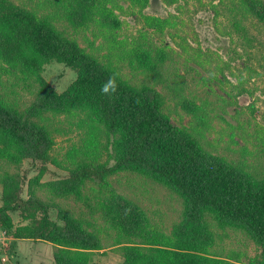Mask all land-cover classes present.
<instances>
[{
	"label": "trees",
	"instance_id": "trees-1",
	"mask_svg": "<svg viewBox=\"0 0 264 264\" xmlns=\"http://www.w3.org/2000/svg\"><path fill=\"white\" fill-rule=\"evenodd\" d=\"M131 1L141 8L146 2ZM162 1L172 6L181 0ZM38 2L30 10L24 1L0 0V55L36 77L35 98L25 111L0 98V228L10 238L23 237L19 231L10 235V213L27 212L33 226L26 229V237L51 243L54 264H95L91 253L100 246L95 235L65 213L52 220L48 205L22 195L28 172L20 173V163L39 165L41 175L50 161L54 130L48 116L80 112L112 138L114 164L95 159L82 163L69 170L63 183L75 188L86 181L107 184L109 176L133 173L161 184L182 203V219L171 238L148 246H124L121 264H264V176L211 152L195 129L171 122L154 87L120 76L67 33L66 27L119 26L116 1ZM233 3L243 19L251 17L264 25L262 0ZM157 55L155 64L169 57L165 48ZM52 62L76 72V79L61 93L40 76ZM146 64L157 77L155 64ZM10 165L17 171L6 170ZM111 209L122 230L153 237L139 232L145 226L144 215L124 197L113 194ZM231 234L238 244L242 235L253 253L221 246L222 238Z\"/></svg>",
	"mask_w": 264,
	"mask_h": 264
},
{
	"label": "rangeland",
	"instance_id": "rangeland-1",
	"mask_svg": "<svg viewBox=\"0 0 264 264\" xmlns=\"http://www.w3.org/2000/svg\"><path fill=\"white\" fill-rule=\"evenodd\" d=\"M13 1H24L30 10L39 3ZM115 1L119 26L66 27L67 33L120 76L154 87L171 122L195 129L211 152L264 176V25L251 17L243 19L233 0H181L172 6L162 0H146L142 8L131 0ZM162 48L169 57L155 64ZM146 61L155 64L157 77ZM40 76L61 93L76 79V72L52 62ZM35 80L0 55L3 101L25 111L35 98ZM48 118L54 130L50 161L41 175L39 165L32 166L27 160L20 163V173L28 172L24 198L32 196L48 205L52 220L65 213L95 235L100 243L91 253L95 264H121L124 246L152 245L171 238L183 207L161 184L133 173L109 176L107 184L86 181L75 188L63 183L69 170L82 163L95 159L112 166V138L80 112ZM6 170L17 171L12 165ZM1 194L0 183V207ZM113 194L142 211L145 226L139 232H149L152 238L122 230L111 209ZM28 214L10 213V235L19 231L23 237L10 238L0 228V264H54L51 243L26 237V229L33 226ZM232 234L223 236L220 245L253 253L242 235L238 244Z\"/></svg>",
	"mask_w": 264,
	"mask_h": 264
},
{
	"label": "built area",
	"instance_id": "built-area-1",
	"mask_svg": "<svg viewBox=\"0 0 264 264\" xmlns=\"http://www.w3.org/2000/svg\"><path fill=\"white\" fill-rule=\"evenodd\" d=\"M4 260H6V259L2 258V261H4Z\"/></svg>",
	"mask_w": 264,
	"mask_h": 264
},
{
	"label": "clouds",
	"instance_id": "clouds-1",
	"mask_svg": "<svg viewBox=\"0 0 264 264\" xmlns=\"http://www.w3.org/2000/svg\"><path fill=\"white\" fill-rule=\"evenodd\" d=\"M106 90V89H105Z\"/></svg>",
	"mask_w": 264,
	"mask_h": 264
}]
</instances>
